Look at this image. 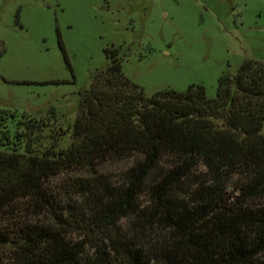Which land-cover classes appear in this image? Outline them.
<instances>
[{
  "label": "trees",
  "instance_id": "trees-1",
  "mask_svg": "<svg viewBox=\"0 0 264 264\" xmlns=\"http://www.w3.org/2000/svg\"><path fill=\"white\" fill-rule=\"evenodd\" d=\"M104 54L66 148L0 150V264H264V63L144 97Z\"/></svg>",
  "mask_w": 264,
  "mask_h": 264
},
{
  "label": "rangeland",
  "instance_id": "rangeland-1",
  "mask_svg": "<svg viewBox=\"0 0 264 264\" xmlns=\"http://www.w3.org/2000/svg\"><path fill=\"white\" fill-rule=\"evenodd\" d=\"M108 48L144 97L194 84L211 99L243 59L264 63V0H0V150L66 148Z\"/></svg>",
  "mask_w": 264,
  "mask_h": 264
}]
</instances>
